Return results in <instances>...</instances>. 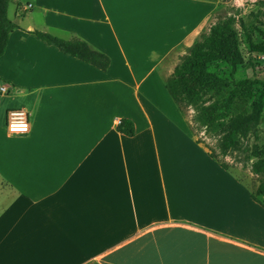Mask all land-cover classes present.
<instances>
[{"label": "crops", "instance_id": "0c3cea01", "mask_svg": "<svg viewBox=\"0 0 264 264\" xmlns=\"http://www.w3.org/2000/svg\"><path fill=\"white\" fill-rule=\"evenodd\" d=\"M11 3L20 28L0 58V264H264V206L165 92L221 0ZM34 31L84 40L111 66ZM18 109L30 114L24 135L6 127ZM122 119L135 136L118 132Z\"/></svg>", "mask_w": 264, "mask_h": 264}, {"label": "rangeland", "instance_id": "374dc122", "mask_svg": "<svg viewBox=\"0 0 264 264\" xmlns=\"http://www.w3.org/2000/svg\"><path fill=\"white\" fill-rule=\"evenodd\" d=\"M15 9L11 3L10 20L15 18ZM229 20H234L231 27L236 32L235 66L223 60L208 62V72L225 83L196 82L199 98L179 108L195 140L216 154L239 181L256 191L264 180L256 171V164L264 160V105L257 111L264 87L243 88L239 84L246 80L264 83V52L253 48L264 43V0H221L204 35H210L213 29ZM165 92L169 101H173L166 87ZM0 95H5L1 86ZM161 105L166 106L163 97ZM234 130L237 141L231 145L229 135ZM260 200L264 201V196Z\"/></svg>", "mask_w": 264, "mask_h": 264}, {"label": "trees", "instance_id": "16d2710c", "mask_svg": "<svg viewBox=\"0 0 264 264\" xmlns=\"http://www.w3.org/2000/svg\"><path fill=\"white\" fill-rule=\"evenodd\" d=\"M9 3L10 0H0V58L6 52L11 33L20 28L17 23L8 17ZM233 23L234 20H229L224 26L213 29L210 35L202 36V43L199 41L176 67L172 77L167 82V88L179 107H187L199 98L200 93L196 89V82L225 83L223 79L208 72L206 65L210 61L223 60L235 66L237 42L236 32L231 27ZM32 33L48 45L57 47L66 55L77 58L102 71H108L111 66L112 60L107 54L94 49L84 40H65L41 31ZM253 48L257 52H264V43L253 45ZM239 85L243 88H250L255 85L264 87L263 82L250 80H246ZM263 105L264 94L258 102V112L262 110ZM117 130L128 137H133L136 134L135 124L128 119H122L117 126ZM229 140L231 145H235L237 141L236 130L230 133ZM210 156L224 169L228 170V167L212 151H210ZM256 171L261 177H264V160L256 164ZM263 196L264 180L261 181L257 190L252 192L253 199L264 206V203L260 200V197Z\"/></svg>", "mask_w": 264, "mask_h": 264}, {"label": "built area", "instance_id": "2783aa9c", "mask_svg": "<svg viewBox=\"0 0 264 264\" xmlns=\"http://www.w3.org/2000/svg\"><path fill=\"white\" fill-rule=\"evenodd\" d=\"M31 7V6H30ZM3 93H7L8 87L1 88ZM7 130L11 134L24 135L30 132V114L26 110H9L7 112Z\"/></svg>", "mask_w": 264, "mask_h": 264}]
</instances>
